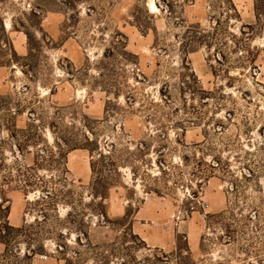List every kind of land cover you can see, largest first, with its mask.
<instances>
[{
  "label": "rangeland",
  "instance_id": "374dc122",
  "mask_svg": "<svg viewBox=\"0 0 264 264\" xmlns=\"http://www.w3.org/2000/svg\"><path fill=\"white\" fill-rule=\"evenodd\" d=\"M260 1L232 0L235 11L229 0H0V96L12 102V112L22 104L14 115L19 127L33 118L31 108L45 112L48 123L54 120L51 111L56 107L65 109L64 115L56 114L59 126L87 116L100 120L102 138L112 140L124 132L128 140L136 141L150 126L143 104L162 103L160 90L166 88L173 107L181 110L176 118L164 120L176 147L167 158L180 162V156L198 151L197 145L204 150L198 155L209 154L208 161L211 154L221 155L246 182L250 200L264 212V4ZM218 21L223 45L209 37ZM189 27L200 30V35ZM221 53L228 57L222 64L215 60ZM104 62L114 63L120 73L119 94L99 76L106 72ZM191 74L198 79L197 87L214 92L202 104L186 89V97L194 98L190 105L204 114L200 122L186 121L180 100V87ZM6 112H0V138L5 139ZM45 126V136L52 142V130ZM5 151L11 158V147ZM66 154L64 167L41 172L51 181L49 187L25 190L11 185L6 187V199L0 200L9 206L13 226L40 220L39 243L33 242L28 264H74V251L86 248L76 243L77 233L84 244L83 232L89 241L102 243L112 241L122 228L107 226L85 205L77 203L71 209L73 193L74 198L80 194L90 202L92 171L87 149H67ZM149 168L157 172L156 167ZM189 171L186 167L184 186L170 185L156 194L147 192L140 179L134 181L129 168H122L107 201L110 217L125 219L123 223L144 241L143 252L159 248L173 253L178 245L187 244L191 259L186 264H264V241L255 238V247L246 252L245 240L229 244L219 228H210V216L232 206V179L217 172L200 183ZM242 175L249 176L248 181ZM55 192L54 205L51 197L40 198ZM240 207L238 216L256 212L247 211L243 202ZM76 211L80 217L73 222ZM30 247L23 241L18 250L23 256ZM3 248L0 245V252ZM87 264H94L92 255Z\"/></svg>",
  "mask_w": 264,
  "mask_h": 264
},
{
  "label": "trees",
  "instance_id": "16d2710c",
  "mask_svg": "<svg viewBox=\"0 0 264 264\" xmlns=\"http://www.w3.org/2000/svg\"><path fill=\"white\" fill-rule=\"evenodd\" d=\"M260 2L264 4L263 0ZM229 4L231 9L233 8L236 11L232 0H229ZM192 28L194 27H189L188 29ZM196 29L194 28V30ZM212 30V35H209V37L211 36V42L215 41L223 45L222 27L219 21L212 26ZM241 32L244 33V31ZM194 33L200 35L199 33L201 32L200 30H196ZM231 35L237 38L236 35L232 33ZM207 36V34L203 33V37ZM121 43L124 44V48L127 47L126 42L121 41ZM124 48L125 54L127 52ZM219 57L221 58L217 57L215 60L220 64H222V60H228L227 55L224 53H221ZM103 67L106 72H100L99 76L106 81V85L109 88L115 89V93L119 94L121 91V86L119 85L120 73L117 72L118 70L115 68L114 63L104 62ZM188 77L189 81L184 83V87H180L182 109L185 112V117H187L186 121L200 122L204 114L196 105H190V99L194 98L186 97V89H189L193 95L197 94L202 104L214 92L197 87L195 84H198V79L195 74L188 75ZM160 95L162 96V103L152 100L143 104V109L146 111L147 123L150 126H147L148 131L145 136L136 141L128 140L129 136L126 138L127 134L124 132L122 135L121 133L113 135L112 140L102 138L101 133L104 130L100 128V120L87 116H83L78 122H69L67 125L61 124L59 126V124H56V114L64 115L65 109L57 108L56 110V107L54 108L55 110L51 111V114H54L51 118L53 117L54 120L48 123V116L45 112L31 108L29 112L31 115L37 117L33 116L24 127H19L14 120L16 118L14 115L17 112H21L22 104L17 103V110L12 112L10 108L12 102L0 96V112L5 109L9 112V114L8 112L4 114L6 122L4 125L2 124V126H6L8 138H0V200L4 201L6 199V187L11 185L24 188L25 190L36 187H40L43 190L49 187L51 181L42 175L41 172H56V165L64 167L62 160L66 159L67 149L84 148L90 153L92 179L89 186V196L91 200L85 203L82 195L79 194V196L74 198L75 194L73 193L71 209H75L74 205L77 203L80 206L85 205L87 208H91L96 216L102 217L107 226L111 227V225L121 224L122 228L119 231V235L112 241L102 243L89 241L88 236L83 232L87 240V243L84 244L83 237L77 233L76 243L86 248H78L74 251V256H72L75 260L74 264H87L89 255L93 256L94 264H112L114 259L117 260L114 264H168L169 260L176 264H186L191 259V253L187 244L183 246L178 245L173 253H167L159 248L143 252L144 241L132 229H129L128 224L123 223L125 219L115 220L110 217L107 201L110 198L114 184L122 176V168L125 167L129 168L132 172V179L134 181L140 179L145 189H149L147 192L156 194H161L162 189L170 187V185L177 186L181 184L184 186L182 182H184L186 167L191 168L189 174L196 177L200 183L208 177L210 179L215 176V173L221 172L225 177L232 179L230 188L233 199L232 206L223 213L211 215L209 218L211 222L210 228H219L222 231L223 238L229 244L238 242L239 239L245 240L248 246L244 248L246 252L250 251L251 247H255L253 246V243H256L253 242L255 238H258V243H263V209L261 210L262 207L257 205L254 200H250L244 186L246 182L241 177L238 178L230 170L228 160H224L217 153L211 154V160H206L209 154L207 156L198 155V152L204 153L203 148H201L202 145H197L200 146L198 151L195 150L191 154L186 153L180 156V162L167 158V155L172 153L176 147L169 139L168 131L166 132L165 130L168 126L164 120L165 118H176L181 110L178 109V105L173 107V96L170 90L166 88L165 90H160ZM128 99L131 101L132 98ZM45 124L49 125L48 127L52 130V142L45 136ZM152 126L155 128L153 129ZM176 142L177 144H182L178 138ZM6 146L11 147V158L6 156ZM184 146L188 148L187 145ZM210 149L211 151H215L212 147ZM152 154L155 155V159L150 158ZM149 167H156V174L152 173ZM249 172L251 175L254 174L250 170ZM243 177L248 181L249 176L242 175ZM197 185H199V182H197ZM192 194L196 196V192ZM47 197H51L50 204L54 205L56 202V192L54 196H50L47 193L40 196L41 200H45ZM241 202H243V206H246L247 211L254 210L256 212L247 215L241 212L240 216H238L236 210L241 208ZM242 211L245 210L243 209ZM9 212V206L1 202L0 245H3L4 248L0 252V264H28L27 261L30 258V254L34 252L35 244L33 242L39 243L38 229L40 220L36 221V224H26L16 227L9 221ZM74 216L73 222H77L80 214L76 211V215ZM254 219H257L256 223ZM23 241L27 245H31V247L28 248V253L26 252L22 256L18 248ZM60 247L62 250L66 248V246Z\"/></svg>",
  "mask_w": 264,
  "mask_h": 264
},
{
  "label": "bare ground",
  "instance_id": "6f19581e",
  "mask_svg": "<svg viewBox=\"0 0 264 264\" xmlns=\"http://www.w3.org/2000/svg\"><path fill=\"white\" fill-rule=\"evenodd\" d=\"M153 7H154L155 10H156L157 7H156V4H155V3L152 4V8H153Z\"/></svg>",
  "mask_w": 264,
  "mask_h": 264
}]
</instances>
